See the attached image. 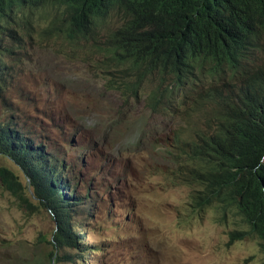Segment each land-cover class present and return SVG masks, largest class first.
<instances>
[{
  "label": "rangeland",
  "instance_id": "rangeland-1",
  "mask_svg": "<svg viewBox=\"0 0 264 264\" xmlns=\"http://www.w3.org/2000/svg\"><path fill=\"white\" fill-rule=\"evenodd\" d=\"M27 17L0 37V125L67 170L65 192L77 204L72 225L84 241L55 247L54 215L34 198L21 168L0 154V168L22 185L18 196L0 177V264H264L255 234L231 241L232 233L250 230L236 205L196 207L202 181L183 175L187 159L168 150L187 117L149 108L155 80L129 100L116 88L124 73L101 50L103 32L71 41L60 31L59 10ZM118 24L115 17L105 26Z\"/></svg>",
  "mask_w": 264,
  "mask_h": 264
},
{
  "label": "trees",
  "instance_id": "trees-1",
  "mask_svg": "<svg viewBox=\"0 0 264 264\" xmlns=\"http://www.w3.org/2000/svg\"><path fill=\"white\" fill-rule=\"evenodd\" d=\"M48 7L59 10L70 40L93 37L119 17L105 29L101 50L128 77L137 75L126 83L130 94L153 77L155 107L181 104L186 127L168 150L187 159L183 175L202 181L196 207L236 205L250 230L232 233L231 241L252 233L264 251V0H0V37ZM2 67L0 58V75ZM208 79L218 84L205 87ZM0 154L21 168L34 198L54 215L55 247L79 248L77 204L65 192L67 170L58 159L8 125H0ZM0 177L20 195L13 172L0 168ZM76 228L84 234L83 225Z\"/></svg>",
  "mask_w": 264,
  "mask_h": 264
},
{
  "label": "clouds",
  "instance_id": "clouds-1",
  "mask_svg": "<svg viewBox=\"0 0 264 264\" xmlns=\"http://www.w3.org/2000/svg\"><path fill=\"white\" fill-rule=\"evenodd\" d=\"M106 29L107 27L106 26H104L103 28H102V30H101V32H103V35H104V30L103 29ZM60 31L66 36V34L64 33V31H63V29H62V27H60ZM100 32V33H101ZM97 34H99V33H97ZM96 34V35H97ZM95 36V35H94ZM93 36V37H94ZM67 37V36H66ZM89 37H86V38H79V39H77V40H86V39H88ZM90 38H92V37H90ZM103 38V37H102ZM69 39V38H68ZM70 40V39H69ZM71 41H74V40H71ZM3 60V59H2ZM120 67V70H122V72L124 73L123 74V76H122V80H121V82H119L118 83V86L116 87V88H119L118 90L127 98V99H129V100H132V99H138L139 98V94H140V91H141V89H142V87H143V85L145 84V82L148 80V79H154L153 77H147L142 83H141V85H140V89H139V92L137 93V95H135V94H130V92L127 90V88H126V83L127 82H130L131 84L132 83H134V81L135 80H137V75L136 74H134V75H132V76H130V77H128V72L125 70V67H122V66H119ZM4 69V61H3V67H2V69H1V75H2V70ZM0 75V76H1ZM1 79V78H0ZM155 80V79H154ZM156 89H157V82L155 81V86H154V88L152 89V91L147 95V101H148V105H149V108H151V109H153V110H161V111H163V112H165L166 113V115L167 116H171V115H173L174 113H177V115L178 114H180V116L179 117H181V118H184V116H183V109H182V106H181V104L180 103H175L174 104V106H168V105H166V104H164V105H162L161 107H155L154 106V104H153V96H154V93L156 92ZM146 95H143V97H145ZM160 135H162L163 136V138L162 139H160V141H162L165 137H166V135H167V126L166 125H164V128H163V130L159 133ZM159 141V142H160ZM159 142H157V145L159 144ZM174 142V141H173ZM172 142V143H173ZM172 143H170V145H169V147L172 145Z\"/></svg>",
  "mask_w": 264,
  "mask_h": 264
},
{
  "label": "bare ground",
  "instance_id": "bare-ground-1",
  "mask_svg": "<svg viewBox=\"0 0 264 264\" xmlns=\"http://www.w3.org/2000/svg\"><path fill=\"white\" fill-rule=\"evenodd\" d=\"M55 25V24H54ZM49 32V31H48Z\"/></svg>",
  "mask_w": 264,
  "mask_h": 264
}]
</instances>
